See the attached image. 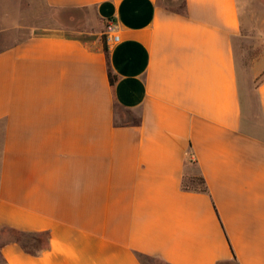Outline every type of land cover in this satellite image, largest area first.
I'll return each instance as SVG.
<instances>
[{
	"label": "crops",
	"instance_id": "1",
	"mask_svg": "<svg viewBox=\"0 0 264 264\" xmlns=\"http://www.w3.org/2000/svg\"><path fill=\"white\" fill-rule=\"evenodd\" d=\"M40 1H0V231L40 239L0 264H264V0Z\"/></svg>",
	"mask_w": 264,
	"mask_h": 264
},
{
	"label": "trees",
	"instance_id": "2",
	"mask_svg": "<svg viewBox=\"0 0 264 264\" xmlns=\"http://www.w3.org/2000/svg\"><path fill=\"white\" fill-rule=\"evenodd\" d=\"M105 53L108 57V50H107L106 45H105ZM107 74H108L109 83L111 85H113L115 80H116V76L113 74L108 62H107ZM192 181L197 182V186H195L194 189H198L201 192L207 191L202 178H198L197 180H195L193 178ZM183 187L188 188L187 186H184V185H183ZM7 232L11 233V234L14 233L16 235L15 242L18 243L23 248V250H25V252L30 253V254H34V244H32L36 240V236L34 233H24V232H20V231L14 230V229H8ZM36 241L38 242V241H40V239H38ZM145 259H147V258H145L144 256H140L141 262L144 263Z\"/></svg>",
	"mask_w": 264,
	"mask_h": 264
},
{
	"label": "rangeland",
	"instance_id": "3",
	"mask_svg": "<svg viewBox=\"0 0 264 264\" xmlns=\"http://www.w3.org/2000/svg\"><path fill=\"white\" fill-rule=\"evenodd\" d=\"M21 4L24 5L23 11H26V9H27L26 5H32L35 7L36 10H39L40 13L42 12V21H46V19H48L49 11L45 8L44 4L40 0H22ZM2 41H3V39L1 38V34H0V48L3 44ZM14 238H16V235L14 233L13 234L8 233L7 230H4L3 232L0 231V245L4 242L9 241V240H13ZM32 244H34V243H32ZM146 262H147V260H145V263ZM149 264H162V263L156 260L153 262L149 261Z\"/></svg>",
	"mask_w": 264,
	"mask_h": 264
},
{
	"label": "built area",
	"instance_id": "4",
	"mask_svg": "<svg viewBox=\"0 0 264 264\" xmlns=\"http://www.w3.org/2000/svg\"><path fill=\"white\" fill-rule=\"evenodd\" d=\"M104 39L108 46L114 45L119 41L118 26L113 20L107 21L104 27Z\"/></svg>",
	"mask_w": 264,
	"mask_h": 264
}]
</instances>
